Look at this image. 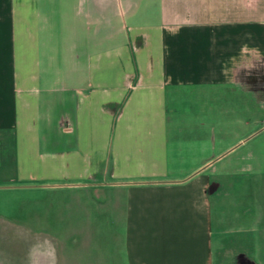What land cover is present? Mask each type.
I'll return each instance as SVG.
<instances>
[{
    "label": "crops",
    "instance_id": "crops-1",
    "mask_svg": "<svg viewBox=\"0 0 264 264\" xmlns=\"http://www.w3.org/2000/svg\"><path fill=\"white\" fill-rule=\"evenodd\" d=\"M248 90L264 0H0V192L92 205L111 264H246L215 238L241 183L207 134L240 126Z\"/></svg>",
    "mask_w": 264,
    "mask_h": 264
},
{
    "label": "rangeland",
    "instance_id": "rangeland-1",
    "mask_svg": "<svg viewBox=\"0 0 264 264\" xmlns=\"http://www.w3.org/2000/svg\"><path fill=\"white\" fill-rule=\"evenodd\" d=\"M245 109L240 126L227 124L221 133L216 126L207 134L214 137L208 143L211 165L231 162L232 177L241 183L225 200L223 220L216 217L215 238H242L245 263L264 264V94L248 90ZM235 158L240 165L233 164ZM27 193L0 192V264H111L112 231L101 222L105 214L84 205L64 217L56 198L51 206L47 194L35 202ZM234 221L239 230L226 231Z\"/></svg>",
    "mask_w": 264,
    "mask_h": 264
}]
</instances>
